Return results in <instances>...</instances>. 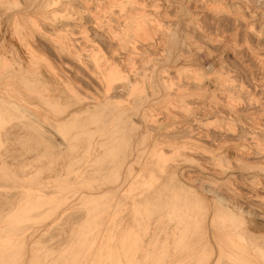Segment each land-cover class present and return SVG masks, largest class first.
I'll return each instance as SVG.
<instances>
[{"label": "rangeland", "instance_id": "1", "mask_svg": "<svg viewBox=\"0 0 264 264\" xmlns=\"http://www.w3.org/2000/svg\"><path fill=\"white\" fill-rule=\"evenodd\" d=\"M0 264H264V0H0Z\"/></svg>", "mask_w": 264, "mask_h": 264}, {"label": "bare ground", "instance_id": "2", "mask_svg": "<svg viewBox=\"0 0 264 264\" xmlns=\"http://www.w3.org/2000/svg\"><path fill=\"white\" fill-rule=\"evenodd\" d=\"M177 4V3H176ZM215 8V7H214ZM224 11H226V10H224ZM165 13V12H164ZM228 14V13H227ZM138 16V15H137ZM166 17V16H165ZM171 17V16H170ZM169 18V17H168ZM178 18V17H177ZM191 18V17H190ZM147 20V19H146ZM146 22V21H145ZM151 26V25H150ZM144 27V26H143ZM145 29V28H144ZM146 30H148L147 28H146ZM137 31H139L138 29H137ZM136 31V33H139V32H137ZM151 31V30H150ZM152 31H154V30H152ZM148 32V31H147ZM151 33V32H150ZM257 33V32H256ZM110 34V33H109ZM207 34V33H206ZM121 36H122V34H121ZM124 36V35H123ZM139 36H141V34L139 35ZM151 36V35H150ZM152 37V36H151ZM131 41V40H130ZM154 42V41H153ZM159 42V41H158ZM24 46V45H23ZM9 47V46H8ZM7 52V51H6ZM29 54V53H28ZM30 55V54H29ZM154 57V56H153ZM31 60V59H30ZM192 62V61H191ZM111 66V65H110ZM206 67V66H205ZM85 70H86V68H84ZM215 70V69H214ZM214 73V72H213ZM212 73V74H213ZM89 74V73H88ZM230 76V75H229ZM217 77H218V75H217ZM48 78H49V76H48ZM52 80V79H51ZM56 80V79H55ZM46 84V83H45ZM54 89V88H53ZM64 92V91H63ZM63 99V98H62ZM199 114V113H198ZM147 115V114H146ZM221 126V125H220ZM222 127V126H221ZM255 140V139H254ZM230 144H232V143H230ZM259 144H261V143H259ZM235 145V144H234ZM252 146V145H251ZM236 148V147H235ZM255 149V148H254ZM241 161V160H240ZM246 163V162H245ZM231 210V209H230ZM254 222V221H253ZM252 224V223H251ZM259 227V226H258ZM250 228V227H249Z\"/></svg>", "mask_w": 264, "mask_h": 264}]
</instances>
